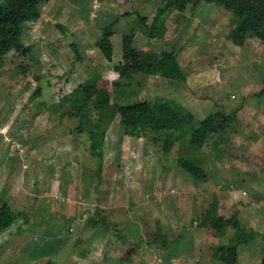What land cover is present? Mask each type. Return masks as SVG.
<instances>
[{"label":"rangeland","instance_id":"obj_1","mask_svg":"<svg viewBox=\"0 0 264 264\" xmlns=\"http://www.w3.org/2000/svg\"><path fill=\"white\" fill-rule=\"evenodd\" d=\"M97 1L98 10H92L89 0L42 5L40 17L26 24L22 35L31 55L11 51L0 63V197L12 210L25 213L0 231V264L47 259L57 264H166L165 253L184 256L185 262L176 264L215 263L214 247L227 244L232 230L218 237L199 227V216L212 203L225 217L237 210L242 225L258 234L239 246L237 264H260L264 172L228 158L223 149L230 144L264 157V44L247 37L242 46H234L228 39L232 15L213 4L187 7L185 14L196 17L198 26L172 29L165 44L148 39L137 16L151 19L162 0ZM111 24L115 33L133 32L137 50L173 52L182 69L189 71L190 62L196 68L197 61L211 63L212 69L184 82L149 76L140 94L141 99L173 100L198 120L218 111L235 113L224 132L209 135L202 149L186 154L203 167L206 182L177 166L188 136L164 153L160 141L127 136L112 112L90 110L81 120L67 117L65 109L51 110L53 102L88 78L107 75L94 46ZM71 43L80 48V61H75ZM113 44L115 57L120 45L115 39ZM36 88L41 95L31 98ZM109 121L102 176L97 177L86 131L105 128ZM78 125L85 132L77 133ZM154 233L165 238V248L148 244ZM128 251L132 253L123 259Z\"/></svg>","mask_w":264,"mask_h":264},{"label":"trees","instance_id":"obj_2","mask_svg":"<svg viewBox=\"0 0 264 264\" xmlns=\"http://www.w3.org/2000/svg\"><path fill=\"white\" fill-rule=\"evenodd\" d=\"M49 1L51 0H0V63L11 51L22 57L31 55L30 47L22 42L25 25L36 21L41 15L42 5ZM162 1L163 6L156 10L149 26L142 23L145 22V17H139L140 25L144 26L143 33L148 38L162 39L164 37L166 18L173 11L184 12L187 7H191L190 10H192L194 5L204 2L222 7L232 15L234 26L228 39L233 45L242 46L247 37H255L264 44V0ZM112 26L111 24L105 27L95 42V47L107 62H112L113 56L111 37L115 34V30ZM133 39V32L122 34L121 61L115 64L106 76L99 74L88 78L61 100L48 106L52 107V111L65 109L67 117L81 120L90 110L98 113L112 112V120L118 117L119 126L127 136H144L152 141H160L164 153L169 152L172 145L181 137L188 136L179 150L177 166L195 181L206 182L208 176L203 167L186 154L191 150L202 149L209 135L224 132L230 121L234 120L235 113L226 115L218 111L198 120L185 107L168 98L155 96L150 99H141L142 86L149 76L184 82L197 69L195 65L191 66L189 71L182 69L176 55L171 51L155 53L137 50L133 46ZM70 46L73 49L75 61H80L82 59L80 48L76 43H71ZM262 83L260 94L264 95V79ZM40 95V88H36L31 98L40 97ZM112 124L113 121H109L105 128H90L86 131L89 152L96 162L97 177H100L102 169L107 131ZM75 130L77 133L85 132L81 125H78ZM224 153L264 172V158L261 156L230 145L226 146ZM237 212L232 208L229 217L218 215L217 205L212 203L198 218L199 227L204 228L207 235L219 237L227 228L232 230L228 243L214 247L211 253L212 260L217 264H237L239 246L248 244L258 236L255 231L242 225ZM21 218H25V213L12 210L9 203L0 197V231L7 230ZM148 244L163 249L168 243L164 237L154 233L148 239ZM135 245L132 244L134 248L139 247ZM130 252L125 253L123 259H128ZM76 254L85 255L84 253ZM36 264L57 263L47 259ZM260 264H264V253Z\"/></svg>","mask_w":264,"mask_h":264},{"label":"crops","instance_id":"obj_3","mask_svg":"<svg viewBox=\"0 0 264 264\" xmlns=\"http://www.w3.org/2000/svg\"><path fill=\"white\" fill-rule=\"evenodd\" d=\"M89 2H90V4L92 3V10H95L96 8L95 7H98V8H100V4L98 5L97 3H99L97 0H89ZM163 6V5H162ZM162 6H156V8L154 9V11H153V13H152V15L151 16H153L154 17V15H155V12H156V10L159 8V7H162ZM96 10H98V9H96ZM104 10H106V9H104ZM71 14V13H70ZM70 16H72V15H70ZM128 16H130V13H129V15ZM137 16L138 17H140L139 15H138V13H137ZM142 17H145L146 15H141ZM190 16H193V14L192 15H190ZM153 17L151 18V19H145V22L143 21L142 23H144V25L145 26H149L150 24H151V22H152V20H153ZM186 17H189L188 15H186L185 14V11L184 12H179V11H173L171 14H169V18H167L166 19V23H165V26H166V33H165V35H164V37L162 38V39H156V38H154V39H151V38H148V39H150V40H157L158 42H163V43H169L170 41V39H169V36H170V34H171V30L172 29H174V30H183V28L185 27V25H187V24H189V23H191L192 24V28H193V30H195V28L198 26V20L196 19V17H189V18H191V19H189V20H183V19H186ZM68 18V17H67ZM170 18H172L173 19V21H170V20H168V19H170ZM182 19V20H181ZM168 21H169V23H168ZM168 23V24H167ZM172 24H173V26H172ZM70 25V24H69ZM144 26H142V28H143ZM195 27V28H194ZM102 31V30H101ZM193 32V31H192ZM102 33V32H101ZM101 33H99L98 34V36H97V38L96 39H98L99 38V36L101 35ZM121 32H118V33H115L112 37H111V42H112V46H113V56H112V62H107L102 56H101V54H100V52L98 51V49L94 46V52L96 53V54H99V60H100V62L102 63V65L103 66H105V67H107V70L110 72L111 70H112V67L115 65V64H118L120 61H121V36H122V34L123 33H121ZM113 39H115L116 41H117V43H118V47H119V45H120V50L118 49V54H117V56H115L114 57V53H115V46H114V44H113ZM96 42V41H95ZM235 46V45H234ZM87 51V50H86ZM83 56V55H82ZM178 60V59H177ZM192 63L193 62H190V64L191 65H188V68H191V66H193L192 65ZM196 64H200L199 65V67H197L196 69H194V70H196L194 73H191V75H189L188 77H187V79L188 78H191V77H194V76H199V75H201V74H203L204 72H206V71H209L210 69H212V67H211V63H209V64H202V62L201 61H197V62H195ZM185 66H187V65H185ZM196 67V66H195ZM185 68V67H184ZM200 69V70H199ZM107 71V72H108ZM107 72H105V74H107ZM186 79V80H187ZM228 145H230V144H228ZM230 146H233V145H230ZM233 147H236V146H233ZM237 148H241V149H244V148H242V147H240V146H238ZM224 150V149H223ZM246 150V149H245ZM247 151H249V150H247ZM249 152H251V151H249ZM251 153H254V154H256V155H258L257 153H255V152H251ZM225 154V153H224ZM226 155V154H225ZM228 158H230V159H232V160H234V161H239V160H236V159H233V158H231V157H229L228 155H226ZM258 156H260V155H258ZM262 157V156H261ZM264 158V157H263ZM239 162H241V161H239ZM113 173V175H115V172L113 171L112 172ZM100 176H102V170H101V173H100ZM100 181H102V179L100 178ZM104 192V194H106L105 193V191H103ZM112 220H115V218H113ZM102 223L101 224H105V221H104V219H102V221H101ZM18 232H22V230L21 231H19L18 230ZM84 238V237H83ZM86 238V237H85ZM87 238L88 239H92V237H89V236H87ZM49 254H51V253H49ZM90 254L91 253H87V255L85 256V260H86V258H87V260H88V257L90 256ZM165 254H167L166 256H165V262H166V264H176V263H178V262H175L176 260H181L182 262H185L184 261V256H182V255H179L178 253H165ZM80 259H83V258H80ZM84 259H83V261H84ZM189 260H190V258H189ZM191 261V260H190ZM194 262H196V260L194 261ZM187 263V262H186ZM238 263V262H237ZM207 264H217L216 262L215 263H212V261H211V263H207Z\"/></svg>","mask_w":264,"mask_h":264}]
</instances>
